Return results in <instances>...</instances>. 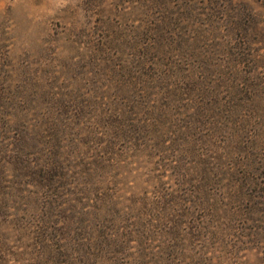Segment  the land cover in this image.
Returning a JSON list of instances; mask_svg holds the SVG:
<instances>
[{"label": "rangeland", "instance_id": "1", "mask_svg": "<svg viewBox=\"0 0 264 264\" xmlns=\"http://www.w3.org/2000/svg\"><path fill=\"white\" fill-rule=\"evenodd\" d=\"M0 264H264V0H0Z\"/></svg>", "mask_w": 264, "mask_h": 264}]
</instances>
